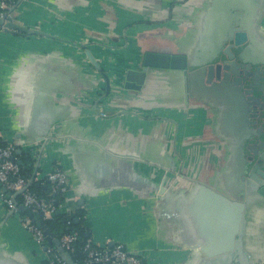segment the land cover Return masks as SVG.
<instances>
[{
  "label": "crops",
  "instance_id": "0c3cea01",
  "mask_svg": "<svg viewBox=\"0 0 264 264\" xmlns=\"http://www.w3.org/2000/svg\"><path fill=\"white\" fill-rule=\"evenodd\" d=\"M208 9L207 0H20L14 23L36 33L0 30V137L17 146L13 157L28 179L36 170L34 186L45 189V177L57 168L66 172L69 189L59 213L83 210L95 242L181 263L186 244L178 202L162 199L155 184L178 173L189 183L202 167V181L220 180L232 146L226 136L244 129L236 117L221 129L228 106L184 99L175 73L167 70L151 71L138 93L98 102L105 82L86 51L114 90L116 56L115 71L134 68L125 62L142 60L145 52L174 51L182 39L185 49L197 46L205 57L210 43H199L197 34ZM258 33L264 50V27ZM78 93V103L67 101ZM51 130L61 138L47 144L40 162L19 149ZM23 216L10 214L0 194V258L43 264L45 252Z\"/></svg>",
  "mask_w": 264,
  "mask_h": 264
},
{
  "label": "water",
  "instance_id": "95a60500",
  "mask_svg": "<svg viewBox=\"0 0 264 264\" xmlns=\"http://www.w3.org/2000/svg\"><path fill=\"white\" fill-rule=\"evenodd\" d=\"M207 2L209 9L201 25L203 30L197 34L199 43L204 40L210 43L205 57L198 54L197 46L185 49L180 39L174 51L143 53L137 66L128 69L122 81L116 83L126 97L128 92H140L151 71L167 70L175 73L174 79L180 83L184 99L203 97L228 106L223 112L220 128L228 130L230 118L236 117L235 123L244 131L226 136L232 140V146L220 180L202 181V167L189 183H184L185 177L180 173L165 174L163 180L155 184V192L162 199L169 197L178 202L177 212L183 219L186 244L180 249L183 261L179 264H264V50L261 47L263 37L258 33L264 27V4L260 0ZM2 25L0 19V27ZM12 30L26 35L36 33L21 25L7 23L4 31ZM86 55L105 82L104 95L98 102L109 99L113 90L108 75L89 51ZM80 94L76 100L72 96L67 101L78 103ZM115 102L113 99L111 104ZM59 138L61 135L51 130L19 149L26 148L30 153L39 148L38 155H42L47 144L57 143ZM162 170L168 173L167 169ZM35 173L36 170L29 178L27 188L34 185ZM0 192L13 202L20 194L11 195L4 188H0ZM17 207L42 231L47 244L55 247L66 264H77L38 213L23 205ZM55 214L59 215V211ZM113 244L109 243L110 246ZM0 264L17 263L0 258Z\"/></svg>",
  "mask_w": 264,
  "mask_h": 264
},
{
  "label": "built area",
  "instance_id": "2783aa9c",
  "mask_svg": "<svg viewBox=\"0 0 264 264\" xmlns=\"http://www.w3.org/2000/svg\"><path fill=\"white\" fill-rule=\"evenodd\" d=\"M19 0H0V19L3 25L1 31L5 30L7 23H14L12 10L17 6ZM122 90L117 85L113 90V95L122 94ZM16 147L14 144L4 143L0 137V188H4L11 195L20 192L19 205H23L31 212L38 213L45 221L52 219L56 210L54 204L57 197H63L69 189L68 176L60 168L55 169L45 177L49 189L50 198H42L27 188L29 179L23 174V169L14 160L13 154ZM39 148L30 152L31 156H36L38 161L41 155H38ZM35 180V179H34ZM3 202L9 212H17V203L10 197L0 192ZM24 227L32 234L36 244L45 252L46 258L50 264H66L55 247L48 245L42 231L35 226L25 215L22 217ZM61 247L71 256L75 252V243L78 240L77 233L62 234L57 238ZM110 241L102 243L88 239L82 248L83 259L81 264H166L163 263L164 255L159 253L154 255L149 252H131L124 248L120 243L109 245ZM161 255L160 257H157Z\"/></svg>",
  "mask_w": 264,
  "mask_h": 264
},
{
  "label": "trees",
  "instance_id": "16d2710c",
  "mask_svg": "<svg viewBox=\"0 0 264 264\" xmlns=\"http://www.w3.org/2000/svg\"><path fill=\"white\" fill-rule=\"evenodd\" d=\"M25 177L28 178V175L25 174L24 170L22 171ZM29 189L36 193L42 198H50L48 186L45 189L41 187H35L34 185L29 186ZM64 201L63 197H57L54 204L56 203V210L53 214L52 219L46 221L47 227L52 231L56 238H59L62 234L67 233H77L78 240L75 243V252L72 254L74 262L77 264L82 263L83 254L82 248L84 243L90 239L89 231L85 226V213L83 210H78L72 214H62L56 215V211H59V205ZM15 202L19 205L20 197L15 198ZM24 215V214H23ZM65 219V222H63ZM88 234V236H87ZM53 246V245H52ZM43 264H50L49 260L45 258Z\"/></svg>",
  "mask_w": 264,
  "mask_h": 264
},
{
  "label": "flooded vegetation",
  "instance_id": "af4514ba",
  "mask_svg": "<svg viewBox=\"0 0 264 264\" xmlns=\"http://www.w3.org/2000/svg\"><path fill=\"white\" fill-rule=\"evenodd\" d=\"M129 39H128V37H126L125 39H124V41L125 42H127ZM129 42V41H128ZM121 47H123V46H121ZM122 49H124V47L122 48ZM121 49V50H122ZM115 61H116V63H115V68L113 69V76L115 75V77L113 78V77H111V79H113V82H121L122 81V79L121 78H123V75L121 74V71L123 72V73H125L128 69L127 68H125V69H120L119 68V70L118 71H115V69L117 68V67H120V65H119V63H118V56H116V58H115ZM137 58L135 57V58H133V59H129L128 61H126L125 62V65H126V63L128 64V67H130V66H132V67H134L135 65H137ZM120 64H123V62H120ZM109 78V77H108ZM110 79V78H109ZM104 82V81H103ZM110 82H112V80H110ZM111 88H112V86H111ZM113 89V88H112ZM104 91H105V89H104ZM104 95V92L102 93V94H100V96H99V98L101 97V96H103Z\"/></svg>",
  "mask_w": 264,
  "mask_h": 264
}]
</instances>
